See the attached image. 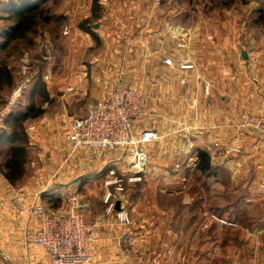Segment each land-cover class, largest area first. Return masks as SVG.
Returning a JSON list of instances; mask_svg holds the SVG:
<instances>
[{"label":"crops","instance_id":"0c3cea01","mask_svg":"<svg viewBox=\"0 0 264 264\" xmlns=\"http://www.w3.org/2000/svg\"><path fill=\"white\" fill-rule=\"evenodd\" d=\"M0 1L2 7L7 2ZM158 3L111 0L100 5L98 27L94 23L92 29L102 41L98 49L92 34L80 27L93 15L94 0H61L63 16L71 11L66 19L72 29L63 37L60 62L40 72L44 97L38 99L43 114L24 118L28 104L24 105L26 94L21 96L24 101H17L19 92H12L4 106L0 104L1 111H8L0 127V264H54L44 248L25 240L24 231L36 228L38 222L21 211L16 199L29 206L41 200L55 210L63 202L68 204V195L76 190L90 202L88 218L97 224L91 259L80 264H264V237L263 245L257 246L253 235L256 227L264 226V141L238 127L244 110L264 113V35L253 37L246 26L252 10L245 15L241 7H222L190 25V48L183 53L176 50L173 35L160 28ZM13 23L1 8L0 55L8 51L3 42L11 35L3 28L11 29ZM163 39L173 40L167 50L161 47ZM184 57L190 58L192 68H180ZM167 58L175 64H167ZM11 66L10 84L15 85L18 67ZM2 79L0 88L9 83ZM125 84L142 93L138 129L151 127L161 138L147 147L146 178L128 183L126 198L116 199V208L126 206L133 221L120 227L115 213L107 214L104 201L105 193L114 190L105 184L108 169L116 167L120 172L115 164L118 153L84 148L71 162L65 160L73 118ZM206 84L211 85L210 95ZM37 88L31 87V97L39 95ZM14 104L22 106L16 109ZM166 123L173 124L167 128ZM30 125L36 129L29 130ZM19 144H25L23 169L19 177L9 179L5 164L10 148ZM235 144L243 152L224 156V149ZM185 145L188 150L180 148ZM202 150L210 154L216 170L210 176L199 171V180H194ZM188 155L195 160L193 169L185 164ZM179 159L183 160L180 171L174 168ZM118 163L123 167V162ZM188 185L193 192L184 191ZM222 186L231 190L233 199L213 212L237 221L238 227L210 218L206 189ZM251 197L257 204L249 203ZM123 234L132 235L134 245L123 242ZM230 248L233 254H228Z\"/></svg>","mask_w":264,"mask_h":264},{"label":"built area","instance_id":"2783aa9c","mask_svg":"<svg viewBox=\"0 0 264 264\" xmlns=\"http://www.w3.org/2000/svg\"><path fill=\"white\" fill-rule=\"evenodd\" d=\"M101 2L100 5L104 6L110 3V0H101ZM1 5L0 1V13ZM70 15V10L64 12L66 18ZM71 29L72 25L67 20L63 25V35H69ZM39 47V52L36 50L31 53L25 50L18 56L17 66L21 77L30 74L39 63L51 59L53 55L51 43L44 41ZM183 51L187 49L183 48ZM165 62L169 65L175 64L173 58H167ZM179 65L181 69L194 66L188 57H184ZM205 92L210 95V84L205 85ZM141 107L142 93L138 89L130 84L116 86L107 95L89 104L85 114L75 116L67 133L69 153L65 161L68 163L72 161L76 152L84 148L95 149L98 153H118L115 164L120 172L116 167L108 169L105 184L113 186L114 190L105 193L104 201L107 203V214L115 213L116 224L120 227H128L133 221L126 206L116 208V199L126 198L128 183L143 181L146 178L150 165L147 147L158 139V134L151 127L138 129V121L142 118ZM7 112V109L0 112V127L5 123ZM238 127L255 133L264 141V113H243ZM28 129L33 131L36 125H30ZM242 152L240 144H235L226 147L223 155L229 156ZM118 161L123 162V167ZM76 191L68 195L67 201H70L68 204L63 202L62 206L55 210H51L41 200L29 206L22 203L20 199H16V204L20 205L21 211L30 214L38 222L36 228L24 231L25 240L44 248L54 264L89 262L92 247L97 241V224L90 222L88 218L90 202ZM210 218L229 227L239 226L237 221L215 213H211ZM253 235L256 238V245H263L264 226L256 227ZM121 239L129 246L135 243L134 237L130 234H123Z\"/></svg>","mask_w":264,"mask_h":264},{"label":"rangeland","instance_id":"374dc122","mask_svg":"<svg viewBox=\"0 0 264 264\" xmlns=\"http://www.w3.org/2000/svg\"><path fill=\"white\" fill-rule=\"evenodd\" d=\"M5 1H8V0H5ZM99 2H101V0H99ZM60 3H61V0H45V1H43L41 7L47 8V11L45 9L44 15H47L45 13L48 12V15H51V21L48 23V25L40 24L37 27V30H36V32L38 31V35L36 37V47H38L37 49L34 50V47L31 48V46L27 47V48L25 47V48H22L20 50V52L18 53V55L14 59L10 58L11 63L15 66V70L18 67L17 66L18 56L25 50H27L31 53L35 52L36 50H37V52H39V48H40L39 46L44 41H49L51 43V45L53 47V55L49 61H44L43 64L46 66V65H50L51 63L57 64L60 62V59H61L60 54L64 53L63 51H61L60 45H62V46L65 45V43L63 41L64 35L62 33V29H63V25L67 22V19L64 16L66 19L65 23L63 25L58 24L57 16L63 15ZM105 3H107V2H105ZM158 4H159L158 5V15H160L163 19L162 20V22H163L162 27H160V28L162 29V31L165 35H173L172 39H175V41L173 43L174 44L176 43V45H175L176 50L177 51L180 50L183 53H187V51H183V48H185L187 50H189V48H190L189 47V45H190L189 34H190V31L192 30V29H190V25L193 26V24L196 21H198L200 16H205V15L208 16L209 15L208 17L210 18L209 13H211V11L219 13V11L222 9V7H225L227 9H233V8L241 7L240 11H241V13L243 12L244 14L245 13L247 14V13H249V10H252L253 14H251L249 19L248 18L245 19L246 26L248 27V30L252 32L253 37H256V36L258 37L259 35H264V33H263L264 32V0H230V1H228V0H159ZM260 9H261V11H260ZM155 14H156V11H154V15ZM179 14H180V16H179ZM217 17H219V15ZM48 26H50V27H48ZM92 29H93V27H92ZM261 33H263V34H261ZM99 38H100V36L98 37V40H96L98 49L102 45V41H100ZM256 39L258 40L259 38H256ZM172 41L173 40H171V41H165L164 40L161 47L165 48L166 50L169 49V47L172 45ZM178 43L181 44V46ZM258 43H259V41H258ZM249 44H251V43H249ZM135 46L139 47V45H135ZM182 46H184V47H182ZM6 54H7V51L4 52L2 55H0V57L2 59H5ZM40 64H42V63H39L38 65H40ZM45 66H44V68H45ZM44 68H43V70H44ZM16 72H17V75H16L15 79H17V83H16V80H15V85H13V84L11 85L10 82L9 83L6 82V84H4L5 87L0 88V104H1V106L5 105L7 97L10 96V94L13 95L14 92H19V94H20L22 88L26 85V87H28V88H26L27 92L25 93L26 94L25 101L23 100V97H21V96H18L17 101L23 100L24 105H26V104H29L30 106L33 105L36 109L41 107V102H40L41 100H40V98L38 99V96L40 97V94H41V97L43 96L42 92L44 91V87H43V85H44L43 81L44 80L41 79L38 82L35 81V83H33L32 81H29L28 78H27L28 80H22L23 77H21V74L19 73V68ZM32 72H33V70H32ZM1 85H2V83H1ZM7 85H9V86L6 87ZM32 85H33V87L38 86L39 89L37 88L36 90L38 92L40 90L39 95L34 93V95L32 94V97H31V95L29 93L31 91ZM25 94H23V95H25ZM37 99H38V101H37ZM15 103H17V102H15ZM14 105L16 106V109H19V107L22 106L21 104H19V105L14 104ZM30 106H26L24 111H27L30 108ZM0 111H1V109H0ZM252 112L262 113V112H258L256 110H251V109L243 111V113H252ZM167 124H168V126H166V127L169 128L173 123H166L165 125H167ZM174 124L177 126L176 123H174ZM157 134H158V139H160L161 136L159 135V133H157ZM189 144L190 143L188 142V145ZM188 145L182 146L180 148L188 150L189 149ZM173 148H176V147H173ZM183 152H184V150L182 151V153ZM182 161H183L182 159L176 160V165L174 166V168H176L178 171L183 169L180 166L182 164ZM194 161H193V156L188 155V158L186 159L185 164H187L189 166V168L193 169L195 167ZM193 179L199 180V177H198L196 172L194 173ZM181 188H182V186H181ZM184 189H185L184 191L186 193H189L191 190H192V192L194 191V187L190 188L189 185ZM205 195H206V197H205L206 198V201H205L206 207L210 208L212 210V212L214 211L216 213L219 212V209L221 207H225L227 205V201H231L233 199V197H232L233 193L231 192L230 189L227 190L225 188V186H222L221 190L206 189ZM250 199H251V201L249 203L253 202V203L257 204L256 203L257 201H255L254 197H251ZM231 236L233 237V236H235V234H232ZM260 248L261 247H259L257 249H260ZM229 253L233 254V249H231L230 252L228 251V254Z\"/></svg>","mask_w":264,"mask_h":264},{"label":"trees","instance_id":"16d2710c","mask_svg":"<svg viewBox=\"0 0 264 264\" xmlns=\"http://www.w3.org/2000/svg\"><path fill=\"white\" fill-rule=\"evenodd\" d=\"M43 1L45 0H8L6 4L3 5L2 15L4 12V14L7 16V20H11V21L15 20V23L10 25L11 29H6L5 27L3 28V32L4 31L9 32L11 35L8 38V40H5L3 42L4 44L3 47L4 48L7 47L6 49L9 51H7L5 59H2L0 57V84L3 80L2 78H6L5 80L9 82L12 79L11 78L12 66H11L10 58L14 59L22 48L25 47L27 48L30 46L31 48L34 47V45L36 44V37L38 35V31L36 32L37 27L40 24L48 25V23L51 21V15H48V12L45 13L47 15H44L45 9L47 11V8L41 7ZM92 9H93V15L88 19L84 20L83 22H81L80 27L83 30L92 34L95 40H98V37L96 36V34H94V31L92 30L93 23H95L100 16L99 12L101 10V6L98 0H94ZM57 19L59 25H63L66 21L63 15L57 16ZM16 39L18 40L13 42V40ZM60 47L62 49L64 46L60 45ZM9 66L11 68H9ZM44 66L45 65L43 63L38 65L37 66L38 68L35 67L33 72L28 74L27 77H23L22 80H26L28 78L29 81H32L33 83H35V81L38 82L42 78L40 72L43 71ZM25 90L26 88L23 87L19 96L25 94L26 92ZM43 94L44 93H42V95ZM42 97H44V95ZM28 106L30 105L28 104ZM43 112L44 110L41 107L36 109L32 105L30 106L26 114L23 115V117L24 118H27L28 116L37 117L40 114H43ZM7 115L8 114H6V117ZM24 145L25 144L13 145L10 148V153H9L10 159L7 161V164H5V167L7 168L6 175L9 179H15L20 176L19 174L23 169V163L25 158ZM215 170L216 167L212 164L210 154L205 150L200 151L198 155V164L196 166V173L198 177H199V171L202 172V174L204 175L210 176L215 172Z\"/></svg>","mask_w":264,"mask_h":264},{"label":"water","instance_id":"95a60500","mask_svg":"<svg viewBox=\"0 0 264 264\" xmlns=\"http://www.w3.org/2000/svg\"><path fill=\"white\" fill-rule=\"evenodd\" d=\"M95 27H98V25L96 24ZM243 56H244V57H247V53L244 52V53H243ZM118 206H119V202L117 203V208H118Z\"/></svg>","mask_w":264,"mask_h":264}]
</instances>
